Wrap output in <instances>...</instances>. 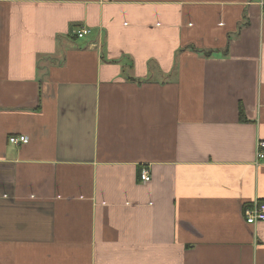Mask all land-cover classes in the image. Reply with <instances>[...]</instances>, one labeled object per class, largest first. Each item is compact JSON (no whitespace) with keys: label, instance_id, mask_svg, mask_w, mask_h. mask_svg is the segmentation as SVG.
I'll return each mask as SVG.
<instances>
[{"label":"crops","instance_id":"crops-1","mask_svg":"<svg viewBox=\"0 0 264 264\" xmlns=\"http://www.w3.org/2000/svg\"><path fill=\"white\" fill-rule=\"evenodd\" d=\"M259 1L0 0V264H264Z\"/></svg>","mask_w":264,"mask_h":264},{"label":"built area","instance_id":"built-area-1","mask_svg":"<svg viewBox=\"0 0 264 264\" xmlns=\"http://www.w3.org/2000/svg\"><path fill=\"white\" fill-rule=\"evenodd\" d=\"M264 5V0L259 1ZM89 31L83 29L77 33V37H84ZM9 141L13 144H27L30 141L28 135H13L9 138ZM257 160H264V140H259L257 144ZM140 180L142 183H148L152 180V175L149 169H142L140 172ZM245 219L247 223L254 224L264 221V202L255 205L252 208H248L244 211Z\"/></svg>","mask_w":264,"mask_h":264},{"label":"trees","instance_id":"trees-1","mask_svg":"<svg viewBox=\"0 0 264 264\" xmlns=\"http://www.w3.org/2000/svg\"><path fill=\"white\" fill-rule=\"evenodd\" d=\"M201 52H204V54H205L206 56H210V55L212 54V51H207V52H206V51H201ZM39 68H40V71H42L40 65H39ZM46 74H47V72H43L42 78H43ZM242 114H243V109L241 108V109H240V115L242 116Z\"/></svg>","mask_w":264,"mask_h":264}]
</instances>
